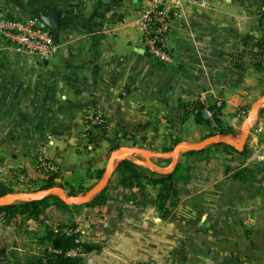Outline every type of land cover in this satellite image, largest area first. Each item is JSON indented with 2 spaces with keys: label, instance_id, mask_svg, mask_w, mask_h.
Returning a JSON list of instances; mask_svg holds the SVG:
<instances>
[{
  "label": "crops",
  "instance_id": "crops-1",
  "mask_svg": "<svg viewBox=\"0 0 264 264\" xmlns=\"http://www.w3.org/2000/svg\"><path fill=\"white\" fill-rule=\"evenodd\" d=\"M143 1L0 0V12L16 18L54 10L60 17L51 61L16 53L0 37V187L8 190L3 196L44 190L50 175L64 191L87 190L101 179L96 175L111 152L129 146L162 153L218 131L237 141L243 119L264 94L254 12L242 0H205L204 6L177 0L173 61L161 64L145 52L133 26ZM194 107H201V116ZM89 113L103 115L106 128L89 126ZM244 148L246 155L236 154L243 158L235 157V171L224 154L182 153L167 162L129 155L144 173L169 172L174 160L184 163L172 201L161 202L160 186L146 181L122 187L113 162L108 202L101 208L51 204L38 219L7 220L0 213V264H25L48 248L40 240L46 227L63 223L74 224L90 248L83 264H249L241 258L255 255L250 242L264 240V198L256 200L264 195V184H258L264 181V108ZM39 157L56 170L38 172ZM247 177L248 190L262 188L247 195ZM227 209L247 214V232H235L233 215L227 219L230 231H207L223 223L218 210ZM211 211L217 213L209 217Z\"/></svg>",
  "mask_w": 264,
  "mask_h": 264
},
{
  "label": "trees",
  "instance_id": "trees-1",
  "mask_svg": "<svg viewBox=\"0 0 264 264\" xmlns=\"http://www.w3.org/2000/svg\"><path fill=\"white\" fill-rule=\"evenodd\" d=\"M264 23V22H263ZM262 23V24H263ZM261 42V54H264V30H262L261 38L259 39ZM195 113L198 116L202 115L201 107H194ZM261 110V109H260ZM215 133H224L222 131H218ZM211 133V134H215ZM210 134V135H211ZM222 145L231 151L239 154L240 156H244L247 153V150L244 148L241 152H238L231 146H228L224 143L211 144L206 148L200 151H191L185 154L195 155L204 153L209 147ZM117 148V146H115ZM168 159H166V162ZM184 166L180 162H176L174 167L169 172H155L150 171L149 173L142 172L135 164L127 159L118 161L115 167V171L118 173V184H120L124 188H132L133 186L141 187L143 186V182L159 185L160 191L158 193L159 200H173L177 194V190L175 188V182H180L183 178L181 176L182 170ZM100 171V172H99ZM96 178H101L102 171L99 170ZM52 175L48 176L47 182L41 186V189H47L52 186H60L64 189V185H58L53 181ZM80 189V188H79ZM80 190H76L72 187L68 188L66 191L68 195H74L77 192H81ZM8 193V190L0 187V196H3ZM172 196V197H171ZM108 202V185H106L98 194H96L88 203L83 205H72V207H103ZM55 204L60 208H68L69 205L65 204L60 200L58 196L49 195L42 199L37 200H29L23 202H13L6 206H0V213H3L4 217L9 220L13 219L17 216L21 218H34L38 219L41 215H43L44 211L51 205ZM41 241H47L48 248H46L40 254L30 258L25 264H83L84 258L78 256H70L67 254L72 248L80 247L84 252H86L83 247V243L79 240V234L75 230L74 224H59L56 228L46 227L44 234L40 237Z\"/></svg>",
  "mask_w": 264,
  "mask_h": 264
},
{
  "label": "built area",
  "instance_id": "built-area-1",
  "mask_svg": "<svg viewBox=\"0 0 264 264\" xmlns=\"http://www.w3.org/2000/svg\"><path fill=\"white\" fill-rule=\"evenodd\" d=\"M177 0H144L139 6L133 20V26L140 32L145 52L161 64L173 61L170 48V35L173 19L178 15ZM188 3L205 5V0H185ZM0 37L16 53L33 57L38 61H51L57 45L51 32L37 16L16 18L0 12ZM86 123L95 128H106L107 121L101 114L89 113ZM122 137V134H118ZM128 138V137H127ZM41 173H53V164L39 157L34 165ZM70 256L84 257L80 247L67 251Z\"/></svg>",
  "mask_w": 264,
  "mask_h": 264
},
{
  "label": "water",
  "instance_id": "water-1",
  "mask_svg": "<svg viewBox=\"0 0 264 264\" xmlns=\"http://www.w3.org/2000/svg\"><path fill=\"white\" fill-rule=\"evenodd\" d=\"M106 2L107 0H100ZM37 17L40 21L49 28L53 41L55 43L59 40V31H60V17L59 13L54 10L49 14L38 13ZM264 108V94L262 97L258 98L251 106L246 117L243 119L241 124V129L239 132V137L237 141H234L229 134L226 133H215L211 134L197 143H180L174 146L170 151L162 153H153L146 148H138L135 146H129L124 148V151L115 150L112 151L106 167L103 171L101 179L96 182L92 187H90L85 193L76 194V195H67L64 189L60 186H52L47 189L41 190L39 192L33 193H17L13 192L6 196H0V206H6L13 202H23L29 200L42 199L49 195H56L60 198L62 202L67 205H83L88 203L96 194H98L108 183L110 174L113 170V162H118L126 159L129 155L134 153H146L149 155L162 157L166 159L173 158L177 154L187 153L191 151H200L211 144L224 143L228 146H231L238 152H241L245 147V142L250 130V125L255 122L258 118V113L260 109ZM176 163V160L172 162L171 167L173 168ZM86 250H89V246L83 245Z\"/></svg>",
  "mask_w": 264,
  "mask_h": 264
},
{
  "label": "rangeland",
  "instance_id": "rangeland-1",
  "mask_svg": "<svg viewBox=\"0 0 264 264\" xmlns=\"http://www.w3.org/2000/svg\"><path fill=\"white\" fill-rule=\"evenodd\" d=\"M242 1H243V3L249 5V10L254 12L255 20L257 22V27H259L260 32H261L260 35H262V30H264V23H263L264 22V0H242ZM260 97H262V95ZM230 115L231 114H228L227 116L229 117ZM233 137L235 138V133L233 134ZM122 151H124V149ZM222 154L226 155L227 158L229 159V161H231L232 170L235 171V157L237 158L236 159L237 161L242 159L243 157L236 156L235 152L231 151L230 149H228V148H226V147H224L222 145L211 146L203 154H200V155L201 156H206V157H212V156H215V155H222ZM106 156H108V154H106ZM181 164L183 165L184 163L181 162ZM105 167L106 166L103 164L102 169H100L102 171L101 177L103 175V171H104ZM259 174H260V172H259ZM260 177L262 178V176H260ZM260 177H256L255 180L258 181ZM250 178L251 177H247V178H245L244 182H242L244 184V186H245L243 188L246 190L247 195H249V191H250V194H251V192L257 191L258 189H260V187L262 188V185H260V186H258V189L256 188V189L252 190V189L249 188V190H248L247 186H248V182H250ZM261 183L264 184V181H262V182H260L258 184H261ZM89 188L90 187H88V189ZM85 189L86 188L82 189V192H77L76 194L85 193L88 190V189L87 190H85ZM263 189H264V186H263ZM65 193L67 194L66 190H65ZM76 194H74V195H76ZM263 198H264V195L259 194V198L256 199V200L261 202L263 200ZM218 212H219L218 216L222 217L223 223H221L220 225H216L215 227H213V226L209 227L208 226L207 231L211 230L210 232H215V231H213V229H215V230L216 229L217 230H221L222 229L223 231H230L231 230V225H230V222L229 223L227 222V219L230 218L232 215L235 216L237 218V220H238V224H237V226H235V232H244V231L247 232L246 231V230H248L247 227L251 226V225L247 224V221H248L247 220V214H241L239 212H237V213L234 212V213L231 214V210H229V209L223 210L222 212L218 210ZM167 213L168 212L166 211L165 215H167ZM216 213H217V211H211V212L208 213V216L212 217ZM196 215L199 216L200 213L197 211ZM261 215H263V210L261 211L259 217ZM259 220L261 222H263L264 221V215ZM253 221H250V222L253 223ZM250 243H251V246H253V245L255 246V255L252 256V257L251 256H249V257L245 256L247 258L244 257V258H241V259H243V260L245 259L246 262L247 261L249 262V264H264V240L252 241Z\"/></svg>",
  "mask_w": 264,
  "mask_h": 264
}]
</instances>
